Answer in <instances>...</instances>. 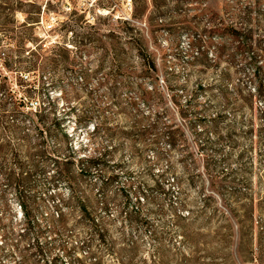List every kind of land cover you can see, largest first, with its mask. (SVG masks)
Masks as SVG:
<instances>
[{"label":"rangeland","instance_id":"374dc122","mask_svg":"<svg viewBox=\"0 0 264 264\" xmlns=\"http://www.w3.org/2000/svg\"><path fill=\"white\" fill-rule=\"evenodd\" d=\"M232 23L252 67L221 42ZM127 33L146 60L115 54ZM256 65L264 0H0V264H264V162L220 116Z\"/></svg>","mask_w":264,"mask_h":264},{"label":"trees","instance_id":"16d2710c","mask_svg":"<svg viewBox=\"0 0 264 264\" xmlns=\"http://www.w3.org/2000/svg\"><path fill=\"white\" fill-rule=\"evenodd\" d=\"M191 1V0H190ZM160 12V11H159ZM242 24V23H240ZM246 27L250 24V19L246 20L245 23ZM243 25L239 26L232 23L230 26L225 28V34L222 43H230L235 45L232 49L233 52L238 51L239 55L244 56V60L250 59V67L253 66V64H257L259 61L260 54L262 52V49L256 45L254 42V36L251 35L247 29H243ZM247 32V33H246ZM113 50L115 51V54L119 52L120 48H122V51H125V54L127 56L131 55L132 53H137L139 57H142L143 59L146 58V55L143 51V48L138 46V43L140 42L137 36L127 33L124 37H121L120 35H113ZM218 49V56H220V49ZM236 53H234L235 56ZM200 55H203L200 53ZM231 56V55H230ZM146 60V59H145ZM202 67L206 70L212 67L211 63H202ZM253 72H251L253 75L252 79H249V83L254 84V92L251 91V89L243 88L237 90V96L234 101H231V97H229L228 90L224 87L221 88V94L222 96L227 99L226 106L228 107V110H226L225 113H221V118L224 119L228 117H232L233 121H229L228 123V135L229 138L227 139L229 143L233 142L238 148H240V143L244 144L247 143L246 148H242L241 154L239 156L240 159L248 158V160L252 161H259L264 162V71L262 67H256L251 68ZM215 86V85H214ZM127 87H130L128 85ZM213 87V86H212ZM211 87V88H212ZM204 88V86H202ZM201 88V89H202ZM209 88V87H208ZM247 90V91H246ZM257 100L260 101V104H262L260 107H255V104ZM22 104H19V107H22ZM231 110V111H230ZM38 113L34 116L25 115L24 113H17V117L20 118L19 123L20 124H29L30 126H37L38 123L35 120L34 117H37ZM22 119V120H21ZM228 119V118H227ZM215 123L213 126L217 128L218 122L217 119L214 121ZM61 128V123L57 124ZM63 129V128H62ZM235 137V138H234ZM241 150V149H240ZM254 151H256V154H253ZM62 157H60L61 159ZM64 159V165H72L76 164L75 159H69V158H62ZM84 159V160H83ZM79 159L80 162L84 164V162L88 163L89 165L97 164L95 160L90 158H83ZM57 177H62L66 181L70 182V184H73V178L71 173H69V170L60 169V166H57ZM84 169H81V172H83ZM71 172V171H70ZM29 180H26V178L22 179L21 182L28 183ZM71 191L73 190L72 186L70 187ZM73 196L75 199H77V194L73 190ZM51 198H58L56 196ZM18 199L20 202V208L22 210L23 216L26 219L27 225L34 226V221L30 220V209H29V202L31 197H28L24 195L23 192H18ZM60 202L55 205V208L57 209V212H60V207L65 205V203L61 200ZM80 204V207L83 209L84 213H88L86 211V205L83 202H78ZM57 219H51V225L49 227H46V230H50L51 232L56 233L58 229V225H62L64 223L63 216L59 213L56 214ZM66 251V249H63ZM194 257L190 258H184L181 261H176L175 264H201L199 259H193Z\"/></svg>","mask_w":264,"mask_h":264},{"label":"built area","instance_id":"2783aa9c","mask_svg":"<svg viewBox=\"0 0 264 264\" xmlns=\"http://www.w3.org/2000/svg\"><path fill=\"white\" fill-rule=\"evenodd\" d=\"M20 1L28 2L29 0H20Z\"/></svg>","mask_w":264,"mask_h":264}]
</instances>
